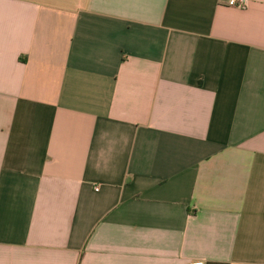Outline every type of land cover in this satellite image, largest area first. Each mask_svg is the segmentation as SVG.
<instances>
[{
	"label": "crops",
	"instance_id": "crops-1",
	"mask_svg": "<svg viewBox=\"0 0 264 264\" xmlns=\"http://www.w3.org/2000/svg\"><path fill=\"white\" fill-rule=\"evenodd\" d=\"M264 264V0H0V264Z\"/></svg>",
	"mask_w": 264,
	"mask_h": 264
},
{
	"label": "built area",
	"instance_id": "built-area-1",
	"mask_svg": "<svg viewBox=\"0 0 264 264\" xmlns=\"http://www.w3.org/2000/svg\"><path fill=\"white\" fill-rule=\"evenodd\" d=\"M227 4L232 7L246 8L249 5V0H227ZM188 264H205L202 260L190 261Z\"/></svg>",
	"mask_w": 264,
	"mask_h": 264
}]
</instances>
